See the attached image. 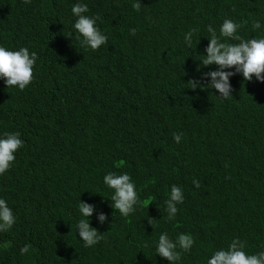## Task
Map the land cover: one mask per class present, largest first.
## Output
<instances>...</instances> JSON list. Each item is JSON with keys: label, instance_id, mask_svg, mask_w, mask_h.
<instances>
[{"label": "trees", "instance_id": "trees-1", "mask_svg": "<svg viewBox=\"0 0 264 264\" xmlns=\"http://www.w3.org/2000/svg\"><path fill=\"white\" fill-rule=\"evenodd\" d=\"M77 2L107 36L96 51L75 39ZM136 2L0 0V45L37 53L25 90L0 80V135L24 142L0 175V198L16 217L0 231V264H169L154 250L161 232L192 235L180 264H206L235 238L247 254L264 250V83L230 77L227 100L190 89L216 70L195 59L207 26L218 32L230 18L242 37L264 36L252 30L253 20L264 24V0H139V10ZM108 172L128 173L144 202L128 218L113 215ZM173 184L184 201L169 221L163 201ZM81 200L96 208L91 225L102 238L91 248L76 234Z\"/></svg>", "mask_w": 264, "mask_h": 264}, {"label": "clouds", "instance_id": "clouds-1", "mask_svg": "<svg viewBox=\"0 0 264 264\" xmlns=\"http://www.w3.org/2000/svg\"><path fill=\"white\" fill-rule=\"evenodd\" d=\"M23 2L30 4L31 0H23ZM133 7L139 10V0L133 4ZM71 12L75 17L72 24L74 36L81 48L96 51L107 43V36L97 26L98 17L86 14L87 4L77 2L72 6ZM241 28V23L230 18L222 21L218 32L212 25L207 26L208 43L204 53L196 54L195 59L200 62V67L216 66V70L203 73L201 79L190 80L192 84L190 89L215 90L218 93L217 97L227 100L233 96L230 77L239 74L245 81L255 80L264 83V36L244 38L240 35ZM252 30L264 32V24L258 19L253 20ZM184 44L187 49L192 50L193 31H189L184 36ZM36 61L37 53L30 52L27 47L10 50L0 45V80L7 88L25 90L33 81ZM173 139L179 143L181 134L174 133ZM23 143L18 132L0 135V175L10 169L16 158L15 153L23 146ZM193 183L199 187L197 181L194 180ZM103 184L110 191L107 199L111 201L113 215L118 212L121 217L128 218L138 208L144 206V202L138 196L135 182L128 173L117 175L114 172H108L103 177ZM183 201L182 189L175 184L171 185L168 198L163 201L169 221L175 219L178 211L177 204H182ZM95 210L94 205L82 200L77 207L79 218L75 225L76 234L85 248L97 245L102 238L97 228L91 225V217ZM97 219L100 224H104L107 215L100 212ZM15 222L13 209L4 198H0V231L10 230ZM148 223L151 225V217ZM193 245L194 239L191 234L180 233L173 240L167 232H161L154 242V250L156 255L167 260L169 264H180L182 253L190 251ZM28 252V245L21 247V255ZM206 264H264V250L247 254L244 242L235 238L226 249L214 250L207 258Z\"/></svg>", "mask_w": 264, "mask_h": 264}]
</instances>
